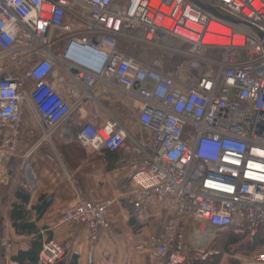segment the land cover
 <instances>
[{
    "label": "built area",
    "instance_id": "1",
    "mask_svg": "<svg viewBox=\"0 0 264 264\" xmlns=\"http://www.w3.org/2000/svg\"><path fill=\"white\" fill-rule=\"evenodd\" d=\"M116 1L0 0V174L7 175L6 166L20 155L27 161L36 147L22 137L28 103L42 140L69 127L84 148L122 151L132 161L130 206L140 211L156 198L165 211L161 231L148 240L153 264L204 260L228 231L254 244L264 234V38L193 0H119L114 6ZM197 1L264 36V0ZM124 35L152 46L159 36L188 44L189 73L202 70L206 53L219 57L214 70L188 84L119 53L117 40ZM76 50L95 56L90 67ZM58 72L68 79L65 95ZM114 88L139 104L137 136L114 118L99 126L73 120L84 102L99 103L100 94ZM36 185L25 162L21 188L32 192ZM111 204L79 201L58 224L84 226L94 240L110 230ZM68 256L79 253L46 240L39 263ZM253 260L264 264V249Z\"/></svg>",
    "mask_w": 264,
    "mask_h": 264
},
{
    "label": "crops",
    "instance_id": "2",
    "mask_svg": "<svg viewBox=\"0 0 264 264\" xmlns=\"http://www.w3.org/2000/svg\"><path fill=\"white\" fill-rule=\"evenodd\" d=\"M161 37H155V45ZM65 43L60 42L57 50H61ZM3 69L0 62V76ZM55 76L64 80L65 86L61 91L65 95L67 77L62 72ZM30 84L27 83V86ZM138 111L137 102L114 88L110 94H100L99 103L93 100L84 102L73 120L99 126L114 118L131 136H137ZM22 131L28 146L36 147L27 161L20 155L6 166L7 175L3 177L0 174V264H17L12 258L20 251H27L32 243L33 235L16 234L10 221L12 206L18 202L16 194L22 189L25 162L30 164L37 178L36 189L28 192L29 200L25 206L29 220L42 233L43 241L49 238L79 253L76 257L68 256L64 261L66 264L74 258L77 264H153V248L148 240L161 231L165 211L162 202L156 198L148 199L140 211L130 206L134 190L131 183L132 161L122 151L94 152L84 148L69 127H62L49 140H42L43 128L28 103L22 110ZM4 135L0 129V145ZM42 198L49 205L37 219L33 207ZM105 200L112 202L106 213L110 230H101L96 239H91L84 226L58 224L63 211L77 202ZM260 237L262 235L258 239ZM212 246L213 243L210 247L212 254L208 257L219 254L218 249ZM242 254L232 257L238 258ZM230 258V255L223 254L219 264H229ZM192 260L188 259L185 264H193ZM251 264L257 263L253 260Z\"/></svg>",
    "mask_w": 264,
    "mask_h": 264
},
{
    "label": "rangeland",
    "instance_id": "3",
    "mask_svg": "<svg viewBox=\"0 0 264 264\" xmlns=\"http://www.w3.org/2000/svg\"><path fill=\"white\" fill-rule=\"evenodd\" d=\"M160 37V36H159ZM117 51L122 53L144 65L153 68L161 73L170 74L176 80H186L188 84L198 75L214 70V62L218 59L217 52H209L205 54V62H203L202 70L198 72H188V49L189 46L175 38L162 36L156 45H145L129 36H122L117 40ZM56 54L57 51L53 50ZM76 55V52H75ZM206 65V66H205ZM226 241L224 236L218 235L213 244L223 245ZM259 246V247H258ZM253 253H248L246 257L239 255L238 258L228 259L229 264H251L252 256L264 249V238ZM229 256V255H228Z\"/></svg>",
    "mask_w": 264,
    "mask_h": 264
},
{
    "label": "trees",
    "instance_id": "4",
    "mask_svg": "<svg viewBox=\"0 0 264 264\" xmlns=\"http://www.w3.org/2000/svg\"><path fill=\"white\" fill-rule=\"evenodd\" d=\"M17 203L13 204L11 209V225L18 235H33L32 243L27 251H20L15 257L12 258L17 264H39V254L43 246L42 233L35 228L33 222L29 220L28 211L26 210V204L29 200V193L20 189L17 194ZM49 203L44 201L43 198L39 203L33 207L36 211L37 219H39L45 210L47 209ZM224 236L226 241L223 245H214L213 249H218L219 254L207 257L204 261L192 260L193 264H219L223 254H228L234 256L237 253H253L256 247L262 242L264 234L252 245L244 244L242 238L237 237L232 231L219 234ZM50 240L49 238L47 241ZM259 247V246H258ZM56 264H66L64 261L58 262ZM69 264H77L76 259H72Z\"/></svg>",
    "mask_w": 264,
    "mask_h": 264
},
{
    "label": "water",
    "instance_id": "5",
    "mask_svg": "<svg viewBox=\"0 0 264 264\" xmlns=\"http://www.w3.org/2000/svg\"><path fill=\"white\" fill-rule=\"evenodd\" d=\"M197 7H199L200 9H202L203 11H205L206 13H209L211 15H213L214 17L224 21V22H227V23H230L232 25H235V26H244V27H247L249 28L252 32H254L260 39H263L264 36L259 32L257 31V29H255L254 27L250 26V25H247L241 21H238V20H235L229 16H225V15H222L221 13L217 12L216 10L212 9L211 7H208V6H205L203 5L202 3H200L199 1L197 0H193L192 1Z\"/></svg>",
    "mask_w": 264,
    "mask_h": 264
},
{
    "label": "clouds",
    "instance_id": "6",
    "mask_svg": "<svg viewBox=\"0 0 264 264\" xmlns=\"http://www.w3.org/2000/svg\"><path fill=\"white\" fill-rule=\"evenodd\" d=\"M78 58L80 59L81 63L84 66L90 67L91 66V62L94 60L95 56L87 53L85 51H80V50H76L75 51Z\"/></svg>",
    "mask_w": 264,
    "mask_h": 264
}]
</instances>
